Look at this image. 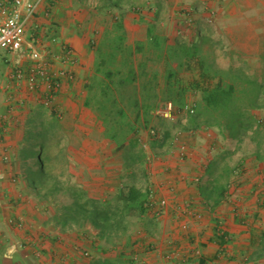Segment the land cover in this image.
<instances>
[{"label": "crops", "instance_id": "1", "mask_svg": "<svg viewBox=\"0 0 264 264\" xmlns=\"http://www.w3.org/2000/svg\"><path fill=\"white\" fill-rule=\"evenodd\" d=\"M138 1L145 5L121 10L120 0H42L25 25L26 39L45 54L48 69L33 89L27 83L32 62L26 56L0 54V264H264V253L259 255L264 242V140L259 145L248 141L252 153L234 156L236 147L221 149L208 127L190 125L187 117L178 125L179 136L161 146L160 157L137 166L142 190L148 193L145 212L126 216L123 229L109 237L100 235L87 219L62 229L61 204L35 198L19 179L22 149H37L41 131L55 123L59 145L68 152L69 173L87 196L108 202L119 193L125 195L129 171L121 151L105 137L91 101L95 77L101 78L96 74L97 52L117 51L120 45L117 66L122 78L129 75L121 63L124 48L133 52L144 45V52L130 53L134 85L140 100L158 94L155 107L165 100L161 92L168 82L167 66L177 65L166 56L159 60L149 46V28L163 17L150 3L169 4L166 17L176 39L184 31L182 14L194 15L214 4L221 17L224 6L231 10L234 4L257 0ZM105 2L110 6H103ZM163 31L153 34L167 47L172 39L164 42ZM114 40L120 44L113 45ZM16 66L25 73L19 81L10 78ZM47 97L52 101L48 109L42 102ZM188 98L199 100V95L189 92ZM181 144L187 148L183 158L177 154ZM223 150L229 153L221 154ZM211 163L218 166L213 175L207 173ZM224 165L232 173L222 198L214 203L202 191ZM197 175L201 178L195 183ZM11 218L23 220V227L9 223ZM84 250L90 251V258L82 256Z\"/></svg>", "mask_w": 264, "mask_h": 264}, {"label": "trees", "instance_id": "2", "mask_svg": "<svg viewBox=\"0 0 264 264\" xmlns=\"http://www.w3.org/2000/svg\"><path fill=\"white\" fill-rule=\"evenodd\" d=\"M136 1L120 0V9H133L137 6ZM103 6L109 7L110 4L105 2ZM153 33L154 27L151 25L149 46L155 48L159 60L165 58L166 53L167 61L177 62L176 69L170 66L166 68L168 82L161 92V99L172 100L178 105V109L183 110L187 93L195 92L199 95V100L195 104L194 113L187 114L190 125L217 126L226 133V138L236 140L240 144L248 135L254 143L261 144L263 136L259 132L253 112L264 104V79L249 76L242 69H215L213 64L201 55L199 40L177 39L175 44L166 48L159 35ZM108 44L111 46L112 42ZM118 44L120 41L114 40L113 45ZM118 47L117 51L97 52L99 63L96 74L101 78L95 77L97 81L93 84L92 92L96 94L91 101L102 121L105 137L114 143L119 152L121 151L124 169L129 171L128 192L122 197L119 193L108 202L87 196L82 184L73 180V174L69 173L68 152L59 145L55 123L41 131L42 142L37 149L24 148L21 151L23 162L20 163L18 171L20 180L32 189L35 198L50 200L54 205L61 204L60 209L58 208L59 220L65 230L71 222L87 219L99 230L100 235L109 237L123 229L122 222L126 216L143 214L148 193L142 190L143 181L139 180L142 178L139 176L142 172L138 173L139 168L137 169V166L145 162L144 154L137 148L139 132L156 121L157 124L152 125L156 134L151 135V145L162 146L172 136L168 126L179 124L152 115V104L158 100V94L138 99L130 57L132 53L144 52L145 46L140 44L133 52L124 48L121 63L128 68L129 75L122 78L117 66L120 64L117 55L122 49L120 45ZM158 125L168 128L161 131ZM225 153L226 150L221 152ZM256 154L259 155V146ZM216 167L218 166L211 163L207 173L213 175ZM220 171L207 185H210L209 189L202 191L208 199L214 200V203L222 198L227 189L228 177L232 173L226 165L222 166ZM262 253L264 242L259 245V255Z\"/></svg>", "mask_w": 264, "mask_h": 264}, {"label": "rangeland", "instance_id": "3", "mask_svg": "<svg viewBox=\"0 0 264 264\" xmlns=\"http://www.w3.org/2000/svg\"><path fill=\"white\" fill-rule=\"evenodd\" d=\"M137 5L143 6L144 3L136 1ZM235 5V6H234ZM233 8L230 10L223 7L224 13L218 17V13L214 4L204 5L205 7L201 9L200 12H196L194 15L192 13L182 14V23H183V33L181 32L182 37L176 38L173 33V23L168 17H166L167 10L169 8L168 3L154 2L150 3V6L155 7L156 11L159 12L158 15L163 17H158L156 19L157 23L155 24V30L163 29L164 33L167 35V38L164 42H167L168 39H172L168 43L169 45L175 44L177 39L182 41H194L199 40V45L201 49V55H203L207 62L213 64L215 69L219 70H228L232 69L237 71L242 69L249 76H256L259 80L264 79V0L250 1V2H240L234 4ZM233 13V16L228 14ZM238 14V15H234ZM185 15V16H184ZM166 45V46H169ZM167 48V47H166ZM3 53V50L0 49V54ZM166 56V53H165ZM177 65L176 61H173ZM177 68V67H175ZM192 101L194 104H197V100L193 98H188L186 101ZM166 101V100H164ZM172 101V100H170ZM173 102V101H172ZM186 103V102H185ZM177 107L178 105L173 102ZM48 109V107L45 106ZM178 108V107H177ZM180 110V109H178ZM256 117V123L259 126V132H261L262 141L264 140V104L260 108H255L254 112ZM187 113L182 110L179 111L178 119L172 123L178 122L183 123L187 119ZM156 123V121H153ZM153 123V124H154ZM157 124V123H156ZM179 125V124H178ZM169 125L172 136L175 139V136H179V126ZM158 129L163 131L164 126L158 125ZM150 127V126H149ZM153 127V126H152ZM167 127V128H168ZM203 127H205L203 125ZM147 128L142 129L139 132V137H143L145 145L142 142L138 141L139 145L137 148L142 151L145 156V161L147 158L153 159L156 156L160 157V148L161 146L151 145L150 139L151 136L146 132ZM207 131L213 136V138H218L219 146L223 148H232L236 147L233 155H245L251 154L253 151V146L250 147L249 142H253L250 136L245 137V142L241 144L236 140L226 138V133L222 132L221 129L217 126H211L206 128ZM213 132V133H211ZM141 133H144L141 135ZM215 134V136L213 135ZM252 135V134H251ZM172 136L170 139L165 141L170 143L172 141ZM155 140V139H154ZM160 140V139H159ZM249 141V142H248ZM155 142V141H154ZM215 142V140H214ZM262 144V143H261ZM53 149V148H52ZM178 154V149H177ZM35 156V153L32 154ZM6 156V155H4ZM3 156V160H4ZM179 156V154H178ZM233 156V157H234ZM180 157V156H179ZM19 175V174H18ZM20 179V177H19ZM18 177L12 178V182H17Z\"/></svg>", "mask_w": 264, "mask_h": 264}, {"label": "built area", "instance_id": "4", "mask_svg": "<svg viewBox=\"0 0 264 264\" xmlns=\"http://www.w3.org/2000/svg\"><path fill=\"white\" fill-rule=\"evenodd\" d=\"M42 0H9L3 4H0V49L6 54L17 56L22 58L26 56L28 61L32 62L29 66L28 71V86L33 89L36 84L38 77H47L48 69L46 67L45 54H43L38 48L35 47L33 40L28 41L25 36V25L28 19L34 14L36 7ZM68 52V51H67ZM16 64H19V60ZM10 78L14 80H22L24 77V69L16 66L14 71L10 73ZM49 76V75H48ZM49 79V78H48ZM43 105L51 108L50 97L42 100ZM178 108L173 104L172 101H162L156 105L152 110V115L163 118L169 122H174L178 119L179 115ZM183 112L187 114H193L195 111V104L192 101H186ZM146 132L151 136L156 134L154 127L150 126ZM143 145L145 141L140 139ZM178 154L181 158L187 155V148L185 144H181L178 147ZM7 156H4V160H7ZM200 175L193 178L195 183L200 181ZM149 199L148 205L152 203ZM160 205L163 206L165 201L161 200ZM9 223L14 224L18 227H23V220L10 219ZM84 258H90L91 254L89 250L82 251Z\"/></svg>", "mask_w": 264, "mask_h": 264}]
</instances>
